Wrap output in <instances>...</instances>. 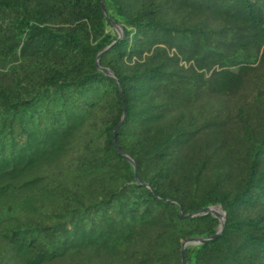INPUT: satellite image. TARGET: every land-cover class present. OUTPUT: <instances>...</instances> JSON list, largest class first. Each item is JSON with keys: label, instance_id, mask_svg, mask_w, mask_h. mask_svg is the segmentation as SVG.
Listing matches in <instances>:
<instances>
[{"label": "trees", "instance_id": "16d2710c", "mask_svg": "<svg viewBox=\"0 0 264 264\" xmlns=\"http://www.w3.org/2000/svg\"><path fill=\"white\" fill-rule=\"evenodd\" d=\"M213 206L187 264H264V0H0V264H183Z\"/></svg>", "mask_w": 264, "mask_h": 264}, {"label": "water", "instance_id": "95a60500", "mask_svg": "<svg viewBox=\"0 0 264 264\" xmlns=\"http://www.w3.org/2000/svg\"><path fill=\"white\" fill-rule=\"evenodd\" d=\"M116 29L118 30L119 33H121V29L117 25H116ZM99 57L100 56H98V58L96 60L97 62H98ZM102 71L105 74H107V75L113 76V74L107 69H103ZM120 124H122V122ZM116 148H117V150H119L117 145H116ZM217 208L220 209L221 211H223L221 206H213V207H208V208L203 209L200 213L190 214V215L187 216L189 218H195L197 216L204 215L206 213H211L214 217H216L220 221V226H219L217 234L215 236H213V237H210V238L192 237V238H188L187 240H185L182 243L181 252H182V263L183 264H187L186 259H185V248L187 246H189V245H199V244L207 243L209 241H212V240L216 239L217 237H219L223 233L224 226H225V213L223 212V214H221L219 211L216 210ZM181 213L183 214V209L182 208H181Z\"/></svg>", "mask_w": 264, "mask_h": 264}, {"label": "rangeland", "instance_id": "374dc122", "mask_svg": "<svg viewBox=\"0 0 264 264\" xmlns=\"http://www.w3.org/2000/svg\"><path fill=\"white\" fill-rule=\"evenodd\" d=\"M216 210L219 211L221 214H223V211H221L220 209L217 208Z\"/></svg>", "mask_w": 264, "mask_h": 264}]
</instances>
